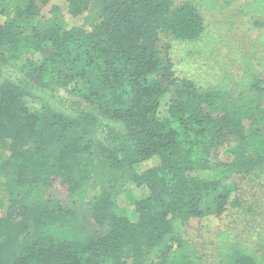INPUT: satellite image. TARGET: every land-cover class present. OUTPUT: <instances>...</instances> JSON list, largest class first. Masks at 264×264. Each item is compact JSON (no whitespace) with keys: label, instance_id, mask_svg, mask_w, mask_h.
I'll list each match as a JSON object with an SVG mask.
<instances>
[{"label":"trees","instance_id":"obj_1","mask_svg":"<svg viewBox=\"0 0 264 264\" xmlns=\"http://www.w3.org/2000/svg\"><path fill=\"white\" fill-rule=\"evenodd\" d=\"M49 2L0 0V69L26 57L25 81L0 83V264H264V238L248 237L264 226L262 198L236 180L264 171V54L257 67L244 55L239 75L224 62L201 88L175 76L164 39H199L203 0H68L86 12L73 27L58 7L43 15ZM241 12L263 19L264 0ZM230 205L241 235H188L191 219Z\"/></svg>","mask_w":264,"mask_h":264},{"label":"rangeland","instance_id":"obj_2","mask_svg":"<svg viewBox=\"0 0 264 264\" xmlns=\"http://www.w3.org/2000/svg\"><path fill=\"white\" fill-rule=\"evenodd\" d=\"M173 1L179 4L184 0ZM247 1L249 0H220L219 9H213L211 7L216 4V0H203L205 2V5L201 8L205 24L203 35L194 41L173 40L171 37L164 39L170 46L168 53L173 64L175 76L178 79L192 78L198 87L206 88L211 83L219 81V78L225 74L226 70L222 68L224 62L229 63V67H227L229 70H233L239 75L244 67V55L246 54L251 56L250 62L253 65L255 64L256 67L258 66V57L264 54V43H261V46L258 45V36L264 32V22L263 24L261 22L264 18L261 19L262 17H259L256 13H242L241 7ZM68 3V0H50L43 7L42 13L49 17L52 10L58 7L65 15L70 27L84 26L86 12L73 15L69 12ZM2 20L4 19L2 18ZM85 28L90 29L91 27L86 25ZM252 45L255 47L254 49H251ZM25 61L26 57H20L16 61L6 63L0 69V83L6 81L20 83L25 81V73L21 71V66ZM59 95L65 98L66 101L77 99L63 89L59 90ZM168 98L169 96L162 99L160 114L166 115L165 103ZM219 156H221L220 153L217 157ZM236 180L239 182L240 188L245 191H251L243 195L244 199H251L252 196L256 198L261 196L262 199L257 205L264 211V186H261L262 184L264 185V171L258 168L253 173L238 176ZM129 185L127 187L131 189V193L136 198L146 192L143 187L138 188L135 184ZM53 186L60 191L61 199L66 200L68 203L67 186L62 180L56 177L53 181ZM120 197L123 198L119 202L123 203L124 201L122 200L126 196L123 193ZM121 210L132 221L137 220L139 217L132 200H125ZM244 218L242 209L238 210L237 207L230 205L229 210L220 216L208 215L191 219L186 230L188 235L195 240L213 241L218 230L229 227L236 229V233L241 235L242 231L245 230L244 226H246ZM255 227H253L254 229H252L248 237H251L250 239L252 240H256L258 237L264 238V226L262 228ZM205 251L208 255L216 253L211 244L207 246ZM127 264H130V260Z\"/></svg>","mask_w":264,"mask_h":264}]
</instances>
